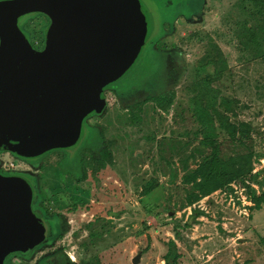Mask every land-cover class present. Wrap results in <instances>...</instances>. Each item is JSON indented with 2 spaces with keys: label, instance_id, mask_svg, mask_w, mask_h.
Instances as JSON below:
<instances>
[{
  "label": "rangeland",
  "instance_id": "1",
  "mask_svg": "<svg viewBox=\"0 0 264 264\" xmlns=\"http://www.w3.org/2000/svg\"><path fill=\"white\" fill-rule=\"evenodd\" d=\"M143 3L150 44L104 91L75 157L0 152L2 172L33 180L49 228L6 264H166L174 239L178 264H264V0ZM49 24L37 13L21 28L41 49ZM207 135L238 177L190 204Z\"/></svg>",
  "mask_w": 264,
  "mask_h": 264
},
{
  "label": "water",
  "instance_id": "2",
  "mask_svg": "<svg viewBox=\"0 0 264 264\" xmlns=\"http://www.w3.org/2000/svg\"><path fill=\"white\" fill-rule=\"evenodd\" d=\"M143 5V0H0V152L36 160L64 150L75 157L104 90L131 71L148 42L152 17ZM37 13L50 19L42 50L21 28ZM35 200L30 177L0 172V264L32 250L48 234Z\"/></svg>",
  "mask_w": 264,
  "mask_h": 264
},
{
  "label": "trees",
  "instance_id": "3",
  "mask_svg": "<svg viewBox=\"0 0 264 264\" xmlns=\"http://www.w3.org/2000/svg\"><path fill=\"white\" fill-rule=\"evenodd\" d=\"M199 120L200 123L206 127L207 117L205 114H203V112L201 113V110L199 114ZM220 121L222 128L225 129L230 136L233 137L236 135V133L231 129V126L225 123L221 115ZM205 145L211 149L209 158H207L201 165H199L198 168H196L191 174L187 175L184 179L186 182L192 183L194 185V193H197L198 191L201 192L197 196L194 195L193 199L190 198L188 200V203L190 204L193 203V200L209 195L211 192L217 190L220 187H227L231 180L238 177V174L230 172L227 168L225 161L221 157L220 144L216 138H212L210 135H207ZM227 189L230 190V188ZM195 213L199 214L201 212L196 211ZM191 225V222H187L185 227H191ZM180 235V228H178L176 231V239H179ZM169 247V252L165 256L166 264H178L180 253L178 252L175 239L169 242Z\"/></svg>",
  "mask_w": 264,
  "mask_h": 264
},
{
  "label": "flooded vegetation",
  "instance_id": "4",
  "mask_svg": "<svg viewBox=\"0 0 264 264\" xmlns=\"http://www.w3.org/2000/svg\"><path fill=\"white\" fill-rule=\"evenodd\" d=\"M31 42V41H30ZM32 44V43H31ZM44 47V46H43ZM43 49V48H42ZM42 49H40V50H42ZM12 154H14V153H12ZM14 155H16V154H14ZM16 156H18V155H16ZM18 157H20V156H18ZM22 158V157H21ZM24 159V158H23ZM0 172L2 173V174H20V173H14V172H9V173H4V172H2L1 170H0ZM24 175V174H23ZM34 208H35V202H34ZM35 210H37L36 208H35ZM38 211V210H37ZM40 245V244H39ZM39 245H37V246H39ZM36 246V247H37ZM14 255V254H13ZM12 256V255H11ZM10 257V256H9ZM8 257V258H9ZM8 260V259H7Z\"/></svg>",
  "mask_w": 264,
  "mask_h": 264
},
{
  "label": "built area",
  "instance_id": "5",
  "mask_svg": "<svg viewBox=\"0 0 264 264\" xmlns=\"http://www.w3.org/2000/svg\"><path fill=\"white\" fill-rule=\"evenodd\" d=\"M35 45H39V44H35ZM41 46H42V48H43L44 44H42ZM34 48H35V47H34ZM42 48H41V49H42ZM36 49H37V48H36ZM37 50H40V49H37ZM232 200H233V199H232Z\"/></svg>",
  "mask_w": 264,
  "mask_h": 264
},
{
  "label": "crops",
  "instance_id": "6",
  "mask_svg": "<svg viewBox=\"0 0 264 264\" xmlns=\"http://www.w3.org/2000/svg\"><path fill=\"white\" fill-rule=\"evenodd\" d=\"M149 42H150V41H149ZM149 42H148V44H150ZM147 48H148V47H147ZM148 51H149V49H148Z\"/></svg>",
  "mask_w": 264,
  "mask_h": 264
}]
</instances>
